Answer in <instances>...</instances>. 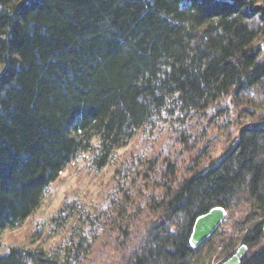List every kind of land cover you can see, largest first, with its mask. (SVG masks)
Returning <instances> with one entry per match:
<instances>
[{
  "label": "trees",
  "instance_id": "1",
  "mask_svg": "<svg viewBox=\"0 0 264 264\" xmlns=\"http://www.w3.org/2000/svg\"><path fill=\"white\" fill-rule=\"evenodd\" d=\"M262 43L264 0H0V235L57 237L10 236L0 264H210L241 245L264 264ZM126 147L94 204L35 217L79 158L99 172Z\"/></svg>",
  "mask_w": 264,
  "mask_h": 264
},
{
  "label": "rangeland",
  "instance_id": "2",
  "mask_svg": "<svg viewBox=\"0 0 264 264\" xmlns=\"http://www.w3.org/2000/svg\"><path fill=\"white\" fill-rule=\"evenodd\" d=\"M263 45L264 43H262L260 46L262 47ZM128 147L116 151L108 164L99 172L87 167L84 159L81 160L79 158L75 166L63 173L60 180L50 187L41 205L35 212V217L39 220L46 221L49 216L57 210L67 194L76 196L77 199L86 206L94 204L99 194H101L103 189L107 186L119 158L128 149ZM24 230L25 225L22 224L21 226L15 227L14 229L4 231L0 235V243H7V240L10 236L14 239L19 236V242L25 246L47 248L53 245L57 239V237L51 238L45 240L42 243L41 240H36L37 238L25 239L21 237ZM14 239H12V241H14ZM234 252L235 250L221 257H217L215 254L212 256L210 264H222L227 259H229Z\"/></svg>",
  "mask_w": 264,
  "mask_h": 264
},
{
  "label": "water",
  "instance_id": "3",
  "mask_svg": "<svg viewBox=\"0 0 264 264\" xmlns=\"http://www.w3.org/2000/svg\"><path fill=\"white\" fill-rule=\"evenodd\" d=\"M224 218L225 210L220 207H215L209 210L207 213L197 217L192 226L191 234L188 240L189 245L193 249L198 248L203 242H205L214 234V232L221 225ZM245 251L246 247L244 245L239 246L232 256L222 264H240Z\"/></svg>",
  "mask_w": 264,
  "mask_h": 264
},
{
  "label": "snow or ice",
  "instance_id": "4",
  "mask_svg": "<svg viewBox=\"0 0 264 264\" xmlns=\"http://www.w3.org/2000/svg\"><path fill=\"white\" fill-rule=\"evenodd\" d=\"M24 0H21V3H23ZM6 68V65H0V72H3V70Z\"/></svg>",
  "mask_w": 264,
  "mask_h": 264
}]
</instances>
